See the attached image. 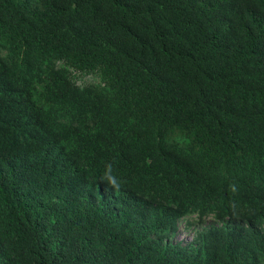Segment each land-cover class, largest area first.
Listing matches in <instances>:
<instances>
[{"label":"trees","instance_id":"trees-1","mask_svg":"<svg viewBox=\"0 0 264 264\" xmlns=\"http://www.w3.org/2000/svg\"><path fill=\"white\" fill-rule=\"evenodd\" d=\"M0 264H264V0H0Z\"/></svg>","mask_w":264,"mask_h":264},{"label":"rangeland","instance_id":"rangeland-1","mask_svg":"<svg viewBox=\"0 0 264 264\" xmlns=\"http://www.w3.org/2000/svg\"><path fill=\"white\" fill-rule=\"evenodd\" d=\"M91 77L86 76L83 81H90ZM216 223L211 219H205L202 223H198L195 217H186L178 221L176 226V232L172 241L176 243H181L182 245H187L191 242L195 233L206 229L208 227L214 226Z\"/></svg>","mask_w":264,"mask_h":264},{"label":"clouds","instance_id":"clouds-1","mask_svg":"<svg viewBox=\"0 0 264 264\" xmlns=\"http://www.w3.org/2000/svg\"><path fill=\"white\" fill-rule=\"evenodd\" d=\"M107 179H108V181H109V184L113 187V188H115V189H119V187H120V183L118 182V180L114 177V176H111V175H108L107 176Z\"/></svg>","mask_w":264,"mask_h":264}]
</instances>
